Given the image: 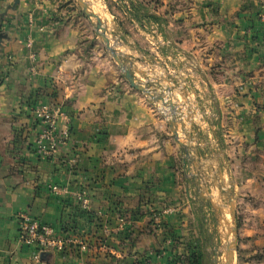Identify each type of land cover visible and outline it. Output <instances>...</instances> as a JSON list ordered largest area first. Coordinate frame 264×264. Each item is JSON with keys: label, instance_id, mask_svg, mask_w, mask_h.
Listing matches in <instances>:
<instances>
[{"label": "crops", "instance_id": "0c3cea01", "mask_svg": "<svg viewBox=\"0 0 264 264\" xmlns=\"http://www.w3.org/2000/svg\"><path fill=\"white\" fill-rule=\"evenodd\" d=\"M130 2L162 22L139 14L142 25ZM108 8L107 35L173 107L129 85L73 2L0 0V264H212L228 237L230 191L234 260L264 264L258 0ZM33 103L58 106V126L69 131L47 157L36 152ZM22 211L59 235H87L88 249L68 244L35 260L36 248L19 238Z\"/></svg>", "mask_w": 264, "mask_h": 264}, {"label": "built area", "instance_id": "2783aa9c", "mask_svg": "<svg viewBox=\"0 0 264 264\" xmlns=\"http://www.w3.org/2000/svg\"><path fill=\"white\" fill-rule=\"evenodd\" d=\"M258 2L260 6V17L264 22V0H258ZM112 42L117 44V40L112 39ZM135 77L140 83L147 87L151 94L154 96L159 94L153 86L147 84L148 81L151 80L149 77L146 79L137 77L136 75ZM164 100L168 101L171 100V98L165 97ZM33 112L35 117L39 119L41 125V129L36 135L34 142L36 152L42 157H47L55 152L60 145L67 142L69 131L67 126L62 128L58 126L57 121L60 115L58 106L39 105L33 109ZM51 189L59 192L60 186L53 185ZM78 198L81 200L82 205L86 207L88 200L84 192L80 193ZM120 221H123L122 217H120ZM17 222L20 240L36 248V253L34 254L35 260L39 259V255L42 252L62 251L68 244H76L75 246L79 247L82 251L87 250L89 247L87 235H59L52 225L40 221L28 211L19 212L17 215ZM102 230L105 235H108L111 231L108 224H104Z\"/></svg>", "mask_w": 264, "mask_h": 264}, {"label": "water", "instance_id": "95a60500", "mask_svg": "<svg viewBox=\"0 0 264 264\" xmlns=\"http://www.w3.org/2000/svg\"><path fill=\"white\" fill-rule=\"evenodd\" d=\"M78 5L81 7L82 12L84 15H86L89 18H94V28L96 34L102 39V41L105 43L106 48L110 52L112 58L116 62V64L120 67L121 72L126 79V81L129 83V85L137 90H140L150 97H153L155 99L163 100V96L161 94L153 95L149 92L147 87L140 83L136 77L134 76V66L130 60H128L121 51L116 47V44L112 43V39L107 35V27L97 13L92 11L90 9V6L84 1V0H76ZM2 38V34H0V41ZM164 101V100H163ZM169 104L171 107H173L172 100H169ZM178 117V116H177ZM177 117H173L174 123ZM174 134H177L176 130H173ZM181 142V141H180ZM228 199H229V210L230 215L233 219V227L230 229V233L233 234L234 240H230L228 237L226 238L225 243V250H224V262L223 264H233L234 261V253L236 250V236H237V217H236V211H235V204H234V196L232 192L230 191L228 193ZM212 264H216L213 262Z\"/></svg>", "mask_w": 264, "mask_h": 264}, {"label": "rangeland", "instance_id": "374dc122", "mask_svg": "<svg viewBox=\"0 0 264 264\" xmlns=\"http://www.w3.org/2000/svg\"><path fill=\"white\" fill-rule=\"evenodd\" d=\"M66 1L73 2V5L74 4L76 5V7L79 10V12L81 13V15L86 16L83 14L81 7L78 5L76 0H66ZM84 1L90 6V9L92 11H94L95 13L100 15V17L104 16L106 21L108 20V18H110V15H109L110 10L108 7H109V2H111L112 0H84ZM131 5H132V3L130 2L128 4V6L130 8H133V7H131ZM107 11H108V13H107ZM91 20L93 21V24H94L95 19L91 18ZM103 21H104V19H103ZM104 23H105V21H104ZM142 25H144V24H142ZM112 35L115 36V32H113V30H112ZM112 43H114V42H112ZM116 47L118 48L117 45H116ZM118 49L120 50V48H118ZM109 54H110V52H109ZM110 56H111V54H110ZM226 224H227V230L226 231L228 232V237L230 240H234L233 234L230 233V229L233 227V219H232L229 211L227 212V216H226ZM237 227H238V221H237ZM225 243H226V241L223 240L222 243L220 244V247H217L216 250L214 251L213 262H215L216 264H223V262H224L223 260H224ZM233 264H237V262L234 260Z\"/></svg>", "mask_w": 264, "mask_h": 264}, {"label": "trees", "instance_id": "16d2710c", "mask_svg": "<svg viewBox=\"0 0 264 264\" xmlns=\"http://www.w3.org/2000/svg\"><path fill=\"white\" fill-rule=\"evenodd\" d=\"M132 10H130V14L131 16L136 19L139 23H143L141 20V17L139 14H141L143 17L149 18L153 21H156L158 23L162 22V18L160 15H157L154 12H147V10L144 8V6H141L139 3L137 4H132L131 5ZM143 7V8H142ZM32 106H30L32 109H34L37 105H35V103L31 104ZM35 128L37 129L36 132L37 134L39 133L40 129H41V125H40V121L39 119H37L35 117ZM66 226L63 227V229H65ZM79 227L77 225L71 226L70 228L73 229L74 231L76 230V228ZM77 232V231H76Z\"/></svg>", "mask_w": 264, "mask_h": 264}, {"label": "bare ground", "instance_id": "6f19581e", "mask_svg": "<svg viewBox=\"0 0 264 264\" xmlns=\"http://www.w3.org/2000/svg\"><path fill=\"white\" fill-rule=\"evenodd\" d=\"M165 98V97H164ZM164 98H163V100H164ZM164 101H166V100H164ZM169 101V100H168ZM224 261V260H223Z\"/></svg>", "mask_w": 264, "mask_h": 264}]
</instances>
